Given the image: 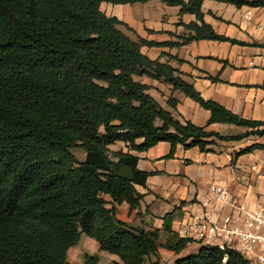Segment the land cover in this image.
<instances>
[{
	"label": "trees",
	"instance_id": "obj_1",
	"mask_svg": "<svg viewBox=\"0 0 264 264\" xmlns=\"http://www.w3.org/2000/svg\"><path fill=\"white\" fill-rule=\"evenodd\" d=\"M152 0H0V264H71L68 251L83 234L100 251L119 257L111 264H252L234 250L201 245L199 251L163 263L160 250L177 255L190 239L160 243L159 230L120 220L118 207H141L154 173L138 169L140 158L159 143L213 151L219 142L264 137V121L245 119L205 100L183 73L153 60L143 47L181 46L199 41L244 42L217 33L205 22L206 0H158L178 7L188 32L182 43L159 44L102 11L103 3L127 5ZM236 8H262L264 0H211ZM221 20V19H220ZM178 64L186 63L169 56ZM164 82L210 113L205 126L175 118L140 78ZM213 82L218 78L209 76ZM179 101L169 98L176 109ZM213 124L246 129L223 136ZM117 143L126 150H111ZM73 150H80L78 160ZM264 151L253 144L236 157ZM167 228V227H166ZM85 254L82 264H99Z\"/></svg>",
	"mask_w": 264,
	"mask_h": 264
},
{
	"label": "crops",
	"instance_id": "obj_2",
	"mask_svg": "<svg viewBox=\"0 0 264 264\" xmlns=\"http://www.w3.org/2000/svg\"><path fill=\"white\" fill-rule=\"evenodd\" d=\"M250 10L253 14L252 24L248 26L244 16ZM202 11L205 22L217 33L248 46L199 41L175 47H143L142 52L153 60L160 59L162 63L169 62L178 68L205 100L215 101L245 119L264 121V9H239L233 5L206 0ZM112 12L106 14L125 22L122 11ZM161 12L154 20L144 19V24L148 26L144 25L146 31L125 23L145 40L159 44L182 43L180 38L187 37L189 32L180 24H190L196 18L188 14L180 16L178 7L167 5ZM169 56L178 57L186 63L178 64L170 60ZM209 76L218 78V81H211ZM139 80L150 86L148 93L164 109L172 112L175 118L198 126L207 124L210 113L184 94L174 93L171 85L147 77ZM171 97L179 101L176 109L168 106ZM207 130L223 136L240 135L247 131L228 124H213ZM256 143L264 144V137H251L237 142L217 141L209 153H202L198 148L187 150L178 146L171 159L167 158L171 145L166 142L159 143L147 152L134 153L140 158L138 169L155 175L147 179L146 187L136 186L137 191L144 196L141 207L131 211L127 204H123L118 207V218L146 230H159L160 243L164 244L172 237L182 238L176 230L190 214H202L200 203L207 200L213 184L228 189L231 203L244 204L250 208L263 206L264 151L256 150L240 157L235 156L237 152ZM110 149L126 150V147L123 143H117ZM228 212L227 207L222 213ZM198 245L200 249L203 244ZM77 246L68 251L71 264H77L85 254L98 256L101 264L103 252L100 248L97 253H91L83 246ZM186 249L179 255L167 250L160 252V255L165 263H173L178 258L190 255ZM113 261L120 259L102 264H111Z\"/></svg>",
	"mask_w": 264,
	"mask_h": 264
},
{
	"label": "built area",
	"instance_id": "obj_3",
	"mask_svg": "<svg viewBox=\"0 0 264 264\" xmlns=\"http://www.w3.org/2000/svg\"><path fill=\"white\" fill-rule=\"evenodd\" d=\"M252 15L250 10L244 16L248 26L252 24ZM200 206L202 214H190L176 230L179 237L224 252L234 250L252 264H264V205L250 208L244 204L231 203L228 189L213 184L207 200L201 202ZM227 207L229 212L223 214Z\"/></svg>",
	"mask_w": 264,
	"mask_h": 264
},
{
	"label": "rangeland",
	"instance_id": "obj_4",
	"mask_svg": "<svg viewBox=\"0 0 264 264\" xmlns=\"http://www.w3.org/2000/svg\"><path fill=\"white\" fill-rule=\"evenodd\" d=\"M104 6L101 7L102 11L111 14L112 11H122L124 13L123 20L127 23H129L132 27L135 29H138L140 31H146V24H144V19L148 20H154L155 17L159 16L162 12V8L166 6L165 4L161 3L158 0H152L148 3H137V4H127V5H112L103 3ZM105 7V8H104ZM108 7V8H107ZM111 10V11H110ZM145 25V27H144ZM144 27V30H142ZM148 31V30H147ZM74 155L78 160H83L84 155L80 150H73ZM78 246H83L84 248L88 249L91 253H97L99 251V244L94 240L88 237L87 235L83 234L82 238L79 242ZM77 246V247H78ZM199 245L198 243H190L186 249L187 253L194 254L199 251ZM165 251V249L160 250V252ZM168 251V250H167ZM102 263H107L108 261L114 259L119 260V257L116 255H112L106 252L102 253ZM84 261V258H82L80 261L77 262V264H80ZM163 263L165 261L162 260Z\"/></svg>",
	"mask_w": 264,
	"mask_h": 264
}]
</instances>
